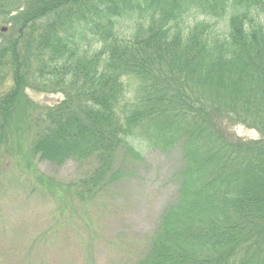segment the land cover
I'll return each instance as SVG.
<instances>
[{"label": "trees", "instance_id": "1", "mask_svg": "<svg viewBox=\"0 0 264 264\" xmlns=\"http://www.w3.org/2000/svg\"><path fill=\"white\" fill-rule=\"evenodd\" d=\"M7 15L0 148L30 135V171L93 163L68 187L40 179L47 195L85 206L136 173L139 145L177 148L175 200L133 264H264V0H0ZM27 88L64 96L39 106Z\"/></svg>", "mask_w": 264, "mask_h": 264}, {"label": "rangeland", "instance_id": "2", "mask_svg": "<svg viewBox=\"0 0 264 264\" xmlns=\"http://www.w3.org/2000/svg\"><path fill=\"white\" fill-rule=\"evenodd\" d=\"M10 17L0 16V41L14 35ZM25 95L39 106L53 105L64 96L31 88ZM30 111L25 110L31 114L25 119L17 117L26 129L36 117ZM231 131L244 140L260 137L258 131L242 124ZM29 139L30 135L25 140L19 134L10 146L0 148V264H133L139 259L164 209L175 200L183 168L181 150L162 153L139 145L143 162L132 177L95 202L65 207L46 194L41 180L68 187L84 178L93 163L67 160L55 165L34 157L30 171L22 155ZM58 209L64 211L58 213Z\"/></svg>", "mask_w": 264, "mask_h": 264}, {"label": "water", "instance_id": "3", "mask_svg": "<svg viewBox=\"0 0 264 264\" xmlns=\"http://www.w3.org/2000/svg\"><path fill=\"white\" fill-rule=\"evenodd\" d=\"M4 29L3 28H1V31H3Z\"/></svg>", "mask_w": 264, "mask_h": 264}]
</instances>
